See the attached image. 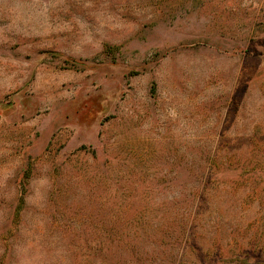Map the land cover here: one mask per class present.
<instances>
[{
  "label": "rangeland",
  "instance_id": "1",
  "mask_svg": "<svg viewBox=\"0 0 264 264\" xmlns=\"http://www.w3.org/2000/svg\"><path fill=\"white\" fill-rule=\"evenodd\" d=\"M0 264H264V0H0Z\"/></svg>",
  "mask_w": 264,
  "mask_h": 264
}]
</instances>
